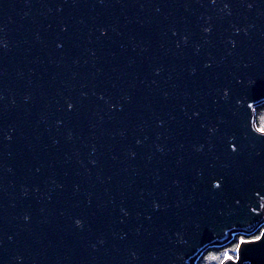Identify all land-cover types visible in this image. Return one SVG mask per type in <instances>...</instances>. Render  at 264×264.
<instances>
[{
    "label": "water",
    "instance_id": "obj_1",
    "mask_svg": "<svg viewBox=\"0 0 264 264\" xmlns=\"http://www.w3.org/2000/svg\"><path fill=\"white\" fill-rule=\"evenodd\" d=\"M263 105L264 0H0V264H195L261 235Z\"/></svg>",
    "mask_w": 264,
    "mask_h": 264
},
{
    "label": "snow or ice",
    "instance_id": "obj_2",
    "mask_svg": "<svg viewBox=\"0 0 264 264\" xmlns=\"http://www.w3.org/2000/svg\"><path fill=\"white\" fill-rule=\"evenodd\" d=\"M213 2H215V0H213ZM227 6V5H225ZM249 7H251V5H249ZM225 95H227V92L225 93ZM249 97H245L244 98V103L246 104L247 103V99ZM252 99H255V96H251ZM238 104L241 103L240 100L237 101ZM74 105L72 103H69L68 107L69 108H72ZM247 107L248 108H251L252 105L251 104H247ZM242 120L243 122L245 123V126L247 127V130H248V133L253 135L254 137L258 138V139H261V140H264V120H262L260 122V124L258 126H255V127H250L247 123H246V120H245V117L242 115ZM212 131H216V129H212ZM236 138L235 136H232L228 142V147L230 149V151L232 153H237L240 149H239V144L237 142H235ZM224 187V181H223V178H218L214 181L213 183V188L214 189H217V190H221L223 189ZM264 192V186H261L259 188H253L250 190V192L248 193V196H249V199L252 198L253 195L255 196H259L260 193ZM235 203L237 205H239L241 203V200L240 199H236ZM261 208H264V204L260 205ZM251 212L252 213H256L257 212V208L255 207H251L250 208ZM76 223L78 225H81L83 222L81 220H77ZM264 239V233H262L260 236H256V237H253L251 240H245L244 238H241V241H240V244L236 245L235 249H226L224 254H223V260L220 261V264H226V262L228 261H237V264H239V261L240 259H242V257H237V256H233L231 255L230 253L232 251H240L241 250V246L244 245V244H253V243H256L257 241H260ZM206 260L208 261H214V260H217L219 259V257L215 254V253H212V252H209L208 255L205 257Z\"/></svg>",
    "mask_w": 264,
    "mask_h": 264
},
{
    "label": "trees",
    "instance_id": "obj_3",
    "mask_svg": "<svg viewBox=\"0 0 264 264\" xmlns=\"http://www.w3.org/2000/svg\"><path fill=\"white\" fill-rule=\"evenodd\" d=\"M262 120H264V105L255 109L256 126H258ZM259 235L260 233L256 236H259ZM256 236H253V237H256ZM253 237L248 238L246 236H240L236 234L226 244L214 246L212 249H210L206 253L201 254V256L197 259L195 264H220V261L223 260V254L226 249H235L236 245L240 244L241 238H244L246 240V239H252ZM209 252L215 253L219 257V259L211 261V262L206 260L205 257L208 255ZM230 254L233 256H237V251H232Z\"/></svg>",
    "mask_w": 264,
    "mask_h": 264
}]
</instances>
